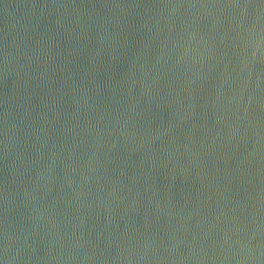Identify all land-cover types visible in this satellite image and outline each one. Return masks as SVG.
<instances>
[{
  "label": "water",
  "instance_id": "95a60500",
  "mask_svg": "<svg viewBox=\"0 0 264 264\" xmlns=\"http://www.w3.org/2000/svg\"><path fill=\"white\" fill-rule=\"evenodd\" d=\"M0 264H264V0H0Z\"/></svg>",
  "mask_w": 264,
  "mask_h": 264
}]
</instances>
